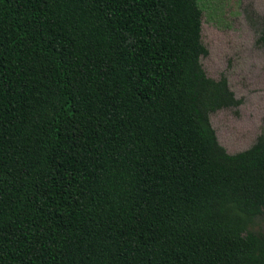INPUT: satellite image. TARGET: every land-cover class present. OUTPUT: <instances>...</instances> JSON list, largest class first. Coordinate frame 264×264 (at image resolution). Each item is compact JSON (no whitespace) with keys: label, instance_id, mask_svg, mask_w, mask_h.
<instances>
[{"label":"trees","instance_id":"obj_1","mask_svg":"<svg viewBox=\"0 0 264 264\" xmlns=\"http://www.w3.org/2000/svg\"><path fill=\"white\" fill-rule=\"evenodd\" d=\"M200 15L0 0V264H264V130L217 141Z\"/></svg>","mask_w":264,"mask_h":264},{"label":"rangeland","instance_id":"obj_2","mask_svg":"<svg viewBox=\"0 0 264 264\" xmlns=\"http://www.w3.org/2000/svg\"><path fill=\"white\" fill-rule=\"evenodd\" d=\"M201 10L200 42L207 53L199 57L205 74H221L234 96L235 107L209 113L217 141L228 153L247 148L264 130V0H197ZM252 230L264 233L257 217Z\"/></svg>","mask_w":264,"mask_h":264}]
</instances>
